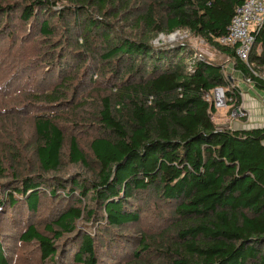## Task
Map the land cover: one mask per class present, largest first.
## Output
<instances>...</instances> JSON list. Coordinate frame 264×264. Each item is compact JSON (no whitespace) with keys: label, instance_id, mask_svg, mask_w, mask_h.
<instances>
[{"label":"trees","instance_id":"1","mask_svg":"<svg viewBox=\"0 0 264 264\" xmlns=\"http://www.w3.org/2000/svg\"><path fill=\"white\" fill-rule=\"evenodd\" d=\"M243 2L0 0V42L57 77L30 143H0V264L16 241L39 264H264V126L205 99L222 88L234 120V72L264 93V19L247 61L219 43ZM176 32L220 59L152 44Z\"/></svg>","mask_w":264,"mask_h":264},{"label":"rangeland","instance_id":"2","mask_svg":"<svg viewBox=\"0 0 264 264\" xmlns=\"http://www.w3.org/2000/svg\"><path fill=\"white\" fill-rule=\"evenodd\" d=\"M166 38L167 36L160 35L152 44L154 46L171 45ZM20 39V42H16L12 46L9 45V42H0V143L9 144L12 142V146L15 149H17V142H27L33 135L31 131V119L29 118L34 117L38 112V103L35 101V98L48 92V89L51 88L50 86H54L57 82V77L52 78L54 75L52 71L48 73L49 71L46 72L45 66L38 64V59L36 58L39 57L32 52L30 45L25 46V43L22 42L23 39L21 37ZM175 40H177L174 41L175 43L187 41L186 43L190 44L197 54L210 60L215 61L220 59V55L214 48L199 38L189 36L186 33H180L175 37ZM229 65H226L228 66L227 70L231 72V66ZM44 77L51 84H44ZM79 140L82 144H85L90 139L81 136ZM24 153H26L25 156L27 155L30 159L32 158V153ZM67 171L68 173L77 172L72 167H69ZM45 202H47V199L44 198L43 203ZM2 208L3 205L0 202V212L3 211ZM4 225L10 228V219L6 218ZM129 229L130 227L124 230L128 231ZM115 230L116 228L113 231L117 233ZM129 232L134 233L136 231L130 229ZM15 243L14 261L11 264H39L37 258H33L28 254L26 247L17 243V241ZM108 247L112 253L117 250L116 246L112 243ZM109 261L100 260L101 264H108L110 262L111 264H121L122 262L120 260L117 262Z\"/></svg>","mask_w":264,"mask_h":264},{"label":"built area","instance_id":"3","mask_svg":"<svg viewBox=\"0 0 264 264\" xmlns=\"http://www.w3.org/2000/svg\"><path fill=\"white\" fill-rule=\"evenodd\" d=\"M264 19V0H244V2L236 9L231 22L227 28V34L219 39L222 45L235 47V54L241 61H247L252 44L254 42L253 33L261 26ZM180 32L167 36L166 40L173 43L175 37ZM207 101H212L217 111L227 108L229 101L225 97L222 88H215L209 94L205 95ZM247 113L244 109L237 108L231 112V118L237 120L246 118Z\"/></svg>","mask_w":264,"mask_h":264},{"label":"crops","instance_id":"4","mask_svg":"<svg viewBox=\"0 0 264 264\" xmlns=\"http://www.w3.org/2000/svg\"><path fill=\"white\" fill-rule=\"evenodd\" d=\"M236 86L240 90L242 98V108L246 111V118L237 120H228L226 109L221 110L219 114V123L221 125H230L232 128H243L249 126H264V93L254 88L252 84L244 83L238 72H234Z\"/></svg>","mask_w":264,"mask_h":264}]
</instances>
